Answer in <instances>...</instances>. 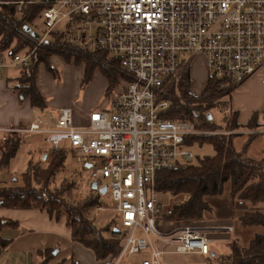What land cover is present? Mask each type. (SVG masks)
<instances>
[{
  "label": "built area",
  "instance_id": "built-area-1",
  "mask_svg": "<svg viewBox=\"0 0 264 264\" xmlns=\"http://www.w3.org/2000/svg\"><path fill=\"white\" fill-rule=\"evenodd\" d=\"M17 4L21 13L25 1ZM43 18V36L30 28L37 47L63 26L70 44L117 60L128 82L111 96L107 108L84 117L83 126L76 125L70 108L34 109L30 125L0 126V145L10 137L44 135L55 153L67 143L85 157L91 180L99 188L101 181H109L106 188L116 203L123 240L119 255L104 264H122L144 252L150 258L141 264H164L159 242L175 246L178 254L209 256L211 230L157 229L164 213L156 180L164 171L195 162L187 141L206 133L200 128L214 124V116L212 111L193 110L189 119L170 120L166 114L172 91L177 92L181 75L191 64L188 56L203 57L208 78L217 81L225 98L256 74H261L264 85V0H53ZM32 53L0 59V70L28 67ZM239 133L259 135L264 142V106L257 128L210 134Z\"/></svg>",
  "mask_w": 264,
  "mask_h": 264
},
{
  "label": "trees",
  "instance_id": "trees-1",
  "mask_svg": "<svg viewBox=\"0 0 264 264\" xmlns=\"http://www.w3.org/2000/svg\"><path fill=\"white\" fill-rule=\"evenodd\" d=\"M21 1L23 0H0V54L7 52L9 58L32 53V51L28 54L22 53L25 49H32L28 40L37 42L26 29L31 28L38 31L41 26L39 23H41L46 30L43 13L52 7L53 2V0H24L25 4L19 13L17 3ZM73 54L76 64H85L82 88L92 81L95 71L100 70L109 81L110 87L107 90L109 94L120 75L116 69V65H119L118 61L109 59L107 53L83 51L79 46L70 44L65 39L63 31H57L51 33L48 43L41 44L33 51L28 67L17 68L20 76L15 90L18 91L20 98L29 99L33 109L46 111V98L38 86L40 66L43 65L46 71L56 78L59 72L52 65L51 58L60 55L67 63H71ZM191 88V71L188 69L179 80L178 93L173 91L177 98L171 99V108L166 118L170 120L189 119L193 110L201 113L217 109L227 110L229 101H225L226 95L218 89V83L212 77L208 78L206 89L200 98H195L190 94ZM239 115L238 111L230 110L225 122L229 130L242 129L239 124ZM258 121L259 116L254 114L246 128H257ZM204 126L219 128L215 124ZM238 137L239 134H217L188 139L189 148L211 145L215 155L204 157L197 163L194 162L186 167L159 174L156 180L158 193L184 197L166 214L164 212L163 219L166 218L171 222L204 221L212 211L206 198L222 196L225 185L229 183L231 186L230 200L233 209L240 213L241 225L264 228V158L254 160L245 157L246 151L253 142L261 138L259 135L245 136L246 141L238 150L234 143ZM21 140L22 137H10L1 146L0 168L8 167L17 153ZM61 168H63L61 152H57L46 169L30 166L28 173L22 177L21 187L0 188L1 206L11 209L45 211L57 221L65 219L71 231L72 242L91 250L98 262L115 259L121 251L123 233L112 227L104 232L97 230L90 215L91 210L99 204L98 197L101 194L97 192L96 198L94 196L84 202H73L67 196L71 186L65 191L63 190L64 185L61 189L50 190L51 182ZM2 224L0 220V232L3 228ZM7 243L0 234V245L5 247ZM230 248V255L222 258L219 264H264V234L256 236L247 248H241L238 242L231 243ZM40 258L39 264H65V262L54 263L56 257L54 251L51 250L40 252Z\"/></svg>",
  "mask_w": 264,
  "mask_h": 264
},
{
  "label": "rangeland",
  "instance_id": "rangeland-1",
  "mask_svg": "<svg viewBox=\"0 0 264 264\" xmlns=\"http://www.w3.org/2000/svg\"><path fill=\"white\" fill-rule=\"evenodd\" d=\"M40 28L38 29V33L43 36L45 33V28L41 23H39ZM64 29L63 26L57 27L55 32L62 31ZM50 40V38H48ZM28 42L30 43L31 48L25 49L22 53L28 54L29 51H35L37 49V42L35 40H31ZM34 45V46H33ZM68 50V49H66ZM5 58L9 59V53L3 54ZM1 56V54H0ZM188 56L189 60L191 61V64L184 69V73L186 70L191 71V78H192V72L194 76V82H192V88L190 91V94L193 95L195 98H200L201 95L204 93V90L200 92L202 84L196 83L198 80L205 81L207 77L209 76L207 70H205L203 57L202 56H196L194 57ZM109 59L110 56H108ZM3 59V58H2ZM75 55L73 54V57L71 59V63H67L65 59L60 55H55L51 58L52 65L57 68L58 70V76L54 78L49 73L43 71L42 69L45 68L43 65L40 66V82L41 87L44 88V90L47 93L52 94L54 100L56 103H66L70 102L72 106V110L78 114L81 113L80 106L84 104V102L90 101V104L97 102L99 99V96L101 95L102 91L103 94L100 97V103L109 102L111 100V96L122 90L126 83L128 82L127 77L123 74L121 69L119 68V65H116L117 71H119L120 75L117 78V82L114 86H112L110 89V93H107V90L105 89L108 82V88L110 87L109 81L106 79V77L100 72V70H96L93 76L92 81L86 85L84 88H82V81L85 75V64H76L75 62ZM115 66V65H113ZM109 67V64H108ZM18 70V69H17ZM3 74L9 72L10 75L12 73H16V70H3ZM181 75V78L183 74ZM48 74V75H46ZM180 78V79H181ZM198 79V80H197ZM208 81V80H207ZM39 82V84H40ZM207 85V83H206ZM195 88V90L193 89ZM200 92V93H199ZM178 93V90L177 92ZM175 92L172 91L173 98L176 99L177 95ZM227 99V100H226ZM225 101H229L227 110H220L217 109L216 111H212V114L214 116V124L220 128V130H229L226 127V118L228 117L230 110L232 108H239L238 110L241 112V119L246 118L245 110L250 109V107H247V103L250 100L249 95H246V91H244V87L239 88L235 91L234 94L226 98ZM94 103V104H95ZM93 104V105H94ZM92 105V106H93ZM101 107L99 104H95L94 107L91 108V112H95L100 110ZM245 117V118H244ZM228 119V118H227ZM81 126L85 125L84 118L81 119ZM208 125V124H206ZM219 128H206L205 126H201L200 130L203 132H206L200 136H207V135H216V134H210L213 132H217ZM245 128L240 129L237 132L244 131ZM245 135L239 133V137L234 142L235 145L238 146V149L240 150V146L245 139ZM1 147V145H0ZM61 150H63L62 156H63V168H61L55 175L54 179L51 182L50 190L55 191L56 189H61L63 186V190L69 186L70 191L67 193L70 197V199L73 202H84L90 199L91 197L96 198V193L98 191H95L92 189L93 181L91 180V172L89 169H87L85 165V157H81L77 155L76 153L72 152V150L69 148V145L67 143H64L61 146ZM194 154L196 155L195 163L198 162V160L203 159L207 156H214L215 151L211 145H203V146H197L195 149H192ZM57 153L54 152L51 145L47 144L45 141V138L33 136V135H24L22 136V140L20 143V146L17 150L16 155L14 158L10 161V164L7 168L2 169L0 168V188H17L22 186V177L23 175L27 174L29 171L30 166L32 167H40L41 169L48 168L49 164L54 159L55 155ZM246 157L249 159L254 160H261L264 158V143L261 139H258L254 141L253 145L248 148V150L245 153ZM1 160V158H0ZM91 182V183H90ZM100 188H105L109 186V181L103 180L99 183ZM230 184H226L224 187V193L222 196L219 197H207L206 201L207 203L212 207L213 214L215 215H227L228 212H222L224 209H229L231 200H230ZM95 193V194H93ZM99 193V192H98ZM157 198L159 202L163 206V213L165 214L174 206V204L178 203L180 200L182 201L184 199L183 196L180 197H174L169 193H157ZM98 205L94 207L91 212V219L93 221V224L95 228L99 231L104 232L107 228L112 229H119L120 231H123L121 220L119 219V214L115 212L116 203L112 200L110 197L109 192H107L106 195H102L98 197ZM103 207L107 210L100 211L99 208ZM235 213V211H234ZM235 215H239L238 213H235ZM231 223L234 225H240L236 219H231ZM161 223L165 224H171L173 222L167 220L166 218H160L157 222V229L160 232L166 233L167 231H170L168 226H162ZM191 223V222H190ZM264 234V228L263 227H244L239 226L238 227V233H237V239L239 242V246L241 248H247L252 240L255 239L256 236ZM209 239L216 238L214 234L208 235ZM164 246L159 245L158 248L160 250H163ZM217 251V259L223 254L227 255L230 254V246L228 243H217L213 246ZM175 246H169L167 250H175ZM63 249L62 251L66 252ZM69 255H71V250L69 249ZM141 256H133L130 259H125V264H129L128 260L131 262H137L140 258H150V254L148 252H144L139 254ZM179 256H170V258H173L175 261L178 262V264H196L197 262L194 260H198V258L194 259L192 261V258L188 256V254H178ZM66 257V256H65ZM68 258H62L61 262L64 260H67ZM70 259V258H69ZM204 264H216V261L211 257L204 258ZM173 262V261H172Z\"/></svg>",
  "mask_w": 264,
  "mask_h": 264
},
{
  "label": "crops",
  "instance_id": "crops-1",
  "mask_svg": "<svg viewBox=\"0 0 264 264\" xmlns=\"http://www.w3.org/2000/svg\"><path fill=\"white\" fill-rule=\"evenodd\" d=\"M2 58H5L4 55L0 56V59ZM3 70H16L17 72L12 73V75H10L9 72L3 74ZM3 70H0V126L26 127L32 122L34 109L32 108L30 100H22L19 96L18 91L15 90V87L18 85V78L20 76L19 70H17V68H7ZM42 70L47 72L45 68H43ZM205 70H207L206 66ZM207 80L208 77L205 81L198 80L196 82L197 84H202L200 92L205 89ZM39 82L40 78L38 81V86L44 97L46 98V112H56L64 108L72 109L70 102L56 103L52 94L47 93L44 88L41 87V82L40 84ZM192 82H194L193 72ZM243 87L244 91H246V95H249L250 97V100L247 103V107H250V109L245 110L246 118L244 117V120L241 119V112L238 110L239 108L232 109L240 113L239 124L242 126V128H245L254 114H257L259 116V113L264 106V85L262 84L261 74L254 75L239 88L243 89ZM105 89H108V82ZM193 89L195 90V88ZM102 94L103 91L101 95ZM101 95L99 96V99L96 103L95 99L94 103L99 104L101 109H104L108 107L109 102L100 103ZM94 103L90 104V101H85L84 104L80 106V109L82 110L80 114L76 113L73 109L76 125L81 126L82 117L84 118L89 116V114L91 113V108L95 106ZM33 136L45 138L44 135ZM245 141L246 138L243 140L240 148L245 143ZM235 146L238 149V146ZM72 152L76 153L73 150ZM85 165L87 169H89L86 162ZM225 210L228 212L227 215H215L213 214L212 209L208 217L202 222H173L171 224L161 223V225L168 226L169 228H171L172 226L170 231L186 226L200 227L211 230L209 234H214L216 238H211L212 244L210 246V255L201 256L198 254H188V256L192 258V261L198 258V260H194L197 262L196 264H204L203 259L209 257H212L216 261V264H219L222 258L227 257L230 254H222L219 259H217V250L213 246L217 243H228V245L230 246L231 243L238 242V239L236 237L238 233V227L242 226L239 222L240 213L233 209L232 202L230 203L229 209L226 208L222 212H226ZM234 211L239 215L236 216ZM231 219H236V221L240 225H234L230 222ZM0 220L3 222V228L0 232L1 237L4 241L8 242L5 247H2L0 245V264H39L41 261L40 252L45 250L54 251V255L56 257L54 263H60L62 258H68L67 260L69 261H63L65 262V264H72L73 262L77 264H104V262L97 261L95 254L91 250L86 249L80 244L72 242L71 231L67 227L65 219L57 221L55 218H51L45 211L35 209L21 210L4 208L0 204ZM228 228H233V231L228 233L226 231V229ZM157 245L164 246V264H178V262L175 261L179 260L170 258V256H179L175 250H167V248L169 247L161 242H159ZM63 249H67L65 250L66 252L62 251ZM69 249L71 250V255H69ZM136 256L139 257L141 255ZM146 259L147 258L144 257L138 259L137 262L134 263L129 260L128 262L129 264H141L142 261ZM122 264H125V262L123 261Z\"/></svg>",
  "mask_w": 264,
  "mask_h": 264
},
{
  "label": "water",
  "instance_id": "water-1",
  "mask_svg": "<svg viewBox=\"0 0 264 264\" xmlns=\"http://www.w3.org/2000/svg\"><path fill=\"white\" fill-rule=\"evenodd\" d=\"M26 31L28 33H32V30L30 28H27ZM34 36H35V38L39 37V35L37 33H34ZM92 189L95 190V191H99V193L101 195H106L107 194V188L105 187V188L99 189L98 184L96 182L92 184ZM117 231H120V230L117 229Z\"/></svg>",
  "mask_w": 264,
  "mask_h": 264
}]
</instances>
